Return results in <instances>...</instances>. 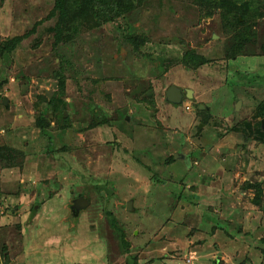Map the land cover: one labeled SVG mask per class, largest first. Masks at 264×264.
<instances>
[{"label": "rangeland", "instance_id": "374dc122", "mask_svg": "<svg viewBox=\"0 0 264 264\" xmlns=\"http://www.w3.org/2000/svg\"><path fill=\"white\" fill-rule=\"evenodd\" d=\"M212 1L129 0L54 44V0H0V43L22 36L0 55V264H264V0Z\"/></svg>", "mask_w": 264, "mask_h": 264}, {"label": "trees", "instance_id": "16d2710c", "mask_svg": "<svg viewBox=\"0 0 264 264\" xmlns=\"http://www.w3.org/2000/svg\"><path fill=\"white\" fill-rule=\"evenodd\" d=\"M233 1L234 0H218V1L214 0L212 2L215 5L222 7V6H226L229 3L231 5ZM75 5L78 8L73 7ZM250 5L251 4L249 0L244 1L239 6L234 5V8H232L231 10L233 12H237V9L239 8L241 10L240 12L242 13L241 16L242 18H244L243 16L248 14L247 9ZM130 7H131V2H129V0H54V7L49 13V16H51L57 12V21L54 25V35H53L54 44L63 42L62 40L68 39V37H70L69 33L64 32V28L67 27L68 25L71 28H73L72 24L69 23V22H73V20L85 19L87 16L88 22H89L92 19V17L95 16L96 14L98 16H102L101 17L102 19L108 15L120 14L128 10ZM75 8L77 10H74ZM93 8H95L97 11H92L91 9ZM253 10L255 12L256 8H254ZM241 20L243 19H240L238 16L235 15L234 20L232 22L238 25L242 23ZM232 22H231V25H232ZM25 34H28V32ZM127 38L132 43H134V46H138L144 43V40L142 38H136L134 36H131L130 34L127 36ZM21 39H22V36H14L9 39L3 40L0 43V55L4 56L5 58L8 57L11 54V52L16 48V46L19 45ZM242 47H243L242 43L237 42L235 44V49H233L231 53L227 55V57L233 58L240 52V48ZM260 50L262 54H264V42L260 44ZM183 58H184L185 63H189L188 60H191L192 61L191 63L194 65L204 64L208 61L202 55L195 54L192 52H185V54L183 55ZM63 86H64V82L63 80H60V82L58 83V89L56 93H53L48 100V103L52 107L51 109L53 112L58 111V108H59L58 105L61 103L60 102L61 99L59 96H60L61 89L63 88ZM201 109H202V114H201L202 121L203 122L207 121L206 120L207 110H205L204 108H201ZM258 195H259V191H258ZM112 225H115L114 221L112 222Z\"/></svg>", "mask_w": 264, "mask_h": 264}, {"label": "water", "instance_id": "95a60500", "mask_svg": "<svg viewBox=\"0 0 264 264\" xmlns=\"http://www.w3.org/2000/svg\"><path fill=\"white\" fill-rule=\"evenodd\" d=\"M191 98L192 97V90L186 89L185 91H182L180 87H178L175 84H172L169 86V88L166 91L165 99L169 102H172L174 104L181 103L184 97ZM3 103H6V100H3ZM200 108H204L203 105H199ZM261 127L264 130V118L261 122ZM89 203L87 199L84 197H79L77 199H74L71 209L74 211H79L80 209L86 207V205ZM131 206V201L128 202V207Z\"/></svg>", "mask_w": 264, "mask_h": 264}, {"label": "crops", "instance_id": "0c3cea01", "mask_svg": "<svg viewBox=\"0 0 264 264\" xmlns=\"http://www.w3.org/2000/svg\"><path fill=\"white\" fill-rule=\"evenodd\" d=\"M172 85V84H171ZM169 88V87H168ZM167 88V89H168ZM181 88V87H180ZM182 89V88H181ZM186 89H189V88H185V89H182V91H185ZM192 90V97L194 96V90L193 89H191ZM167 91V90H166ZM165 95H166V92H165Z\"/></svg>", "mask_w": 264, "mask_h": 264}]
</instances>
